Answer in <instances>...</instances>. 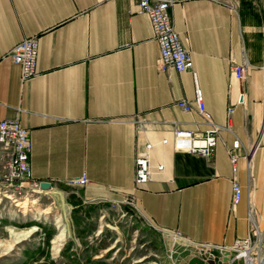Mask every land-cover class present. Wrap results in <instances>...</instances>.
<instances>
[{
  "label": "crops",
  "instance_id": "0c3cea01",
  "mask_svg": "<svg viewBox=\"0 0 264 264\" xmlns=\"http://www.w3.org/2000/svg\"><path fill=\"white\" fill-rule=\"evenodd\" d=\"M172 1L173 28L195 81L191 72L157 71L149 21L128 14L130 0H0V121L17 119L28 131L31 178L49 183L55 202L63 206V194L72 209L104 214L114 213L110 203L134 196L136 216L167 247L163 264H204L196 245L229 249L246 239L249 204L264 216V0H241L237 13L211 0ZM31 37L37 75L21 85L7 55ZM231 63L245 64L244 81L235 79ZM195 87L214 125L224 127L233 110L231 133H219L208 161L172 143L173 123L196 138L206 129L195 111L176 104L193 105ZM235 139L240 155L258 147L251 180L238 161L242 197L233 206L228 152ZM138 155L153 168L151 181L135 190ZM7 164L0 152V177ZM82 175L83 188L66 186ZM211 252L216 260L208 264H244Z\"/></svg>",
  "mask_w": 264,
  "mask_h": 264
},
{
  "label": "built area",
  "instance_id": "2783aa9c",
  "mask_svg": "<svg viewBox=\"0 0 264 264\" xmlns=\"http://www.w3.org/2000/svg\"><path fill=\"white\" fill-rule=\"evenodd\" d=\"M134 4V11L128 14H136L145 16L150 24L153 40L157 44L159 58L156 64L157 71L161 74H167L171 71L182 74L191 72L195 81V74L192 72L193 64L190 54L184 50L179 41L178 35L173 28L169 9L173 4L172 0H130ZM213 3L222 6L233 13H237L241 0H211ZM262 33L264 37V21L262 25ZM38 56V43L35 37L23 39L16 44L8 53L7 57L11 63L19 68V81L21 85L27 83L36 77V65ZM230 71L237 81H244L245 64L231 63ZM243 95L239 96L238 105L242 103ZM177 107L183 112L195 111L201 118L206 129L200 138L194 137L190 132L182 131L178 126L171 124L173 148L178 151H186L192 155L200 156L207 161L213 156L217 139L221 131L231 133L230 121L233 110L229 109L226 114V125L218 127L214 125L205 111L203 98L200 90L195 87L194 104L191 105L184 99L177 101ZM143 130V129H142ZM162 144H166L163 141ZM152 145L145 146L146 151L151 149ZM258 145L254 144L253 149L242 155L238 154V149H244L237 139L233 142V150H229L228 156L231 165V203L236 206L242 197L241 187L236 181L237 164L240 159L246 163L248 179L251 180V158L254 150ZM31 141L28 131L21 128L17 119L0 121V152L8 154V164L6 167V176L0 177L2 189L6 192V196L11 198L12 191L15 190H34L35 194H44L39 188V182L32 180L31 169L29 166V155L31 152ZM135 171L133 186L137 190L140 186L151 181L152 168L147 155H138L134 162ZM162 165L154 168L156 172H161ZM87 178L82 175L79 178L65 181L66 186L71 189L83 188L87 184ZM110 211L114 213H122L123 218L130 219L136 217L135 214V198L134 196H125L119 202L110 203ZM257 212L252 204L247 208V221L249 224V234L246 239L235 241L229 249L213 247L210 245H196V252L202 257V262L208 264L216 260L211 250L215 249L220 252H229L233 255V259L242 261L244 264L250 262V250L260 249L264 251V238L260 233L257 225ZM264 258V254L260 260Z\"/></svg>",
  "mask_w": 264,
  "mask_h": 264
},
{
  "label": "rangeland",
  "instance_id": "374dc122",
  "mask_svg": "<svg viewBox=\"0 0 264 264\" xmlns=\"http://www.w3.org/2000/svg\"><path fill=\"white\" fill-rule=\"evenodd\" d=\"M55 193L23 199L25 209L0 201V264L164 263L167 247L137 216L87 214L72 209L63 194V206L55 202ZM257 225L264 238V216ZM261 256L260 249H251L249 264H258Z\"/></svg>",
  "mask_w": 264,
  "mask_h": 264
},
{
  "label": "bare ground",
  "instance_id": "6f19581e",
  "mask_svg": "<svg viewBox=\"0 0 264 264\" xmlns=\"http://www.w3.org/2000/svg\"><path fill=\"white\" fill-rule=\"evenodd\" d=\"M34 194H35L34 190H15V191H12V195H11V198H10V197L6 196V192L3 191V189H2V183H0V201L3 200L4 202H8V203L12 204L16 208L19 207V209H25L24 208L25 207L24 203L27 200H24L23 202H21V201L23 199L31 196V195H34ZM31 211H38V208L33 207V208H31ZM258 264H264V258L261 259V260L259 259L258 260Z\"/></svg>",
  "mask_w": 264,
  "mask_h": 264
},
{
  "label": "water",
  "instance_id": "95a60500",
  "mask_svg": "<svg viewBox=\"0 0 264 264\" xmlns=\"http://www.w3.org/2000/svg\"><path fill=\"white\" fill-rule=\"evenodd\" d=\"M39 188L42 192H48L51 190V185L49 183H40ZM224 256H225V258H228L229 252L225 251Z\"/></svg>",
  "mask_w": 264,
  "mask_h": 264
},
{
  "label": "trees",
  "instance_id": "16d2710c",
  "mask_svg": "<svg viewBox=\"0 0 264 264\" xmlns=\"http://www.w3.org/2000/svg\"><path fill=\"white\" fill-rule=\"evenodd\" d=\"M50 238H51V235H50V234H47V235H46V243H47V244L49 243Z\"/></svg>",
  "mask_w": 264,
  "mask_h": 264
}]
</instances>
